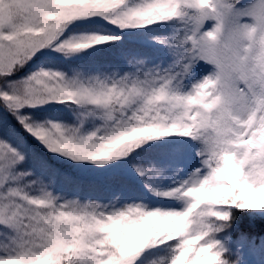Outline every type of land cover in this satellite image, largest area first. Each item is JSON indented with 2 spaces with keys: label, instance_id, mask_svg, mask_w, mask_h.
<instances>
[{
  "label": "snow or ice",
  "instance_id": "snow-or-ice-1",
  "mask_svg": "<svg viewBox=\"0 0 264 264\" xmlns=\"http://www.w3.org/2000/svg\"><path fill=\"white\" fill-rule=\"evenodd\" d=\"M0 264H264V0H0Z\"/></svg>",
  "mask_w": 264,
  "mask_h": 264
},
{
  "label": "trees",
  "instance_id": "trees-1",
  "mask_svg": "<svg viewBox=\"0 0 264 264\" xmlns=\"http://www.w3.org/2000/svg\"><path fill=\"white\" fill-rule=\"evenodd\" d=\"M50 162L55 163L54 161H50ZM260 228H261V224H260L259 221L256 222L254 229L249 228V221H248L247 218H244L243 221H242V223H241V229L242 230H244V231H250V232L254 231V233L256 235H259L260 234Z\"/></svg>",
  "mask_w": 264,
  "mask_h": 264
},
{
  "label": "rangeland",
  "instance_id": "rangeland-1",
  "mask_svg": "<svg viewBox=\"0 0 264 264\" xmlns=\"http://www.w3.org/2000/svg\"><path fill=\"white\" fill-rule=\"evenodd\" d=\"M59 186V185H58Z\"/></svg>",
  "mask_w": 264,
  "mask_h": 264
}]
</instances>
